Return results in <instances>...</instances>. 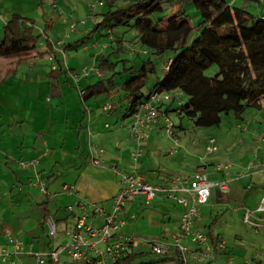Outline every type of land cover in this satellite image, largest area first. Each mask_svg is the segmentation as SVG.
Returning a JSON list of instances; mask_svg holds the SVG:
<instances>
[{
    "label": "rangeland",
    "instance_id": "obj_1",
    "mask_svg": "<svg viewBox=\"0 0 264 264\" xmlns=\"http://www.w3.org/2000/svg\"><path fill=\"white\" fill-rule=\"evenodd\" d=\"M123 4L125 0L117 2L116 6ZM230 4L257 17H264V3L256 0H230ZM164 7L168 14L179 9L178 6L171 5V2L164 3ZM109 10V0H0V44L4 37V26L14 15H18L30 20L28 26L33 28V35L37 38L34 52L42 54L39 58L27 59L17 69L0 75V145H7L5 142L9 139L16 145H34L36 141H41L38 140L40 136L42 142L50 139V145H63L62 135L65 130H62V126L66 127V124L70 125V130L66 131L68 134L65 145L67 149L71 148L69 145H79L81 149L78 154L83 156V159L87 156L85 147L96 141L93 137L89 138L88 128L92 135L96 131L98 134L105 133L112 139L113 145L118 139L126 145L133 141L128 139L127 135L120 134L126 132L131 124V117H125L130 106L128 101L123 102L114 113H108L104 112V107L110 106L111 102L108 103L105 97H101L83 103L80 99V89L85 90L90 84L107 77L114 82L112 91L119 90L123 81L130 78L126 72L127 67L135 66L139 69L143 62L151 59L156 66V73L149 78L142 91L146 96L162 78L174 53L153 55L141 45L140 40L135 37V32L126 33L124 28L107 30L102 22L103 15ZM182 11L188 15L195 28L190 38L192 42L198 36L195 31L202 17L191 4L186 5ZM32 54L23 53L20 57L28 58ZM104 60L112 65V71L107 68L99 69ZM61 65L63 71L60 70ZM87 71L90 76L84 77ZM96 71H100L102 76L97 75ZM205 73L214 77L219 70L217 66H213ZM176 99L175 96V100L168 103L172 110L168 115L175 126L176 136H171L164 128H153L149 131L151 145L160 146H157L158 149L150 147L147 153L154 158H160V161L156 160V165H162V170L159 169L161 172L171 165V170L177 175H186L193 173L198 166L210 163L212 156H207L206 145L211 138L215 139L220 148L216 156H223L225 162L238 160L236 151L240 149V145H248L245 138H250V133L244 132V128L239 125L245 127L249 120L252 121L260 115L258 109L248 108L242 120L230 113L223 115L221 126L198 128L191 120L176 112L180 108ZM71 132L74 134H70ZM79 134L81 136L78 138ZM3 136L5 138L2 139ZM149 181L151 184H157L151 177ZM41 189L44 191L46 188ZM143 203L145 208L134 214L137 223L144 222L141 228L136 226V222H129L127 228L132 231L135 228L136 233L128 236L135 237L138 242H142L144 236L150 232L146 220L147 215L151 216L154 209V204H147L145 201ZM167 206L171 207L169 204ZM76 214L79 216V213ZM152 227L155 228V225ZM236 230L244 234L245 241L242 246L246 248V252L238 256L256 264L254 259L257 251L264 252L263 232H255L250 226H241L239 219L228 227L230 234ZM43 235L49 241V235ZM67 241L65 236L59 238V251ZM145 253L147 254L142 255V261L161 259L148 251ZM35 255L36 253H33L35 264H50L47 256ZM60 259L68 261V264H85L72 261L66 252L61 253Z\"/></svg>",
    "mask_w": 264,
    "mask_h": 264
},
{
    "label": "crops",
    "instance_id": "obj_2",
    "mask_svg": "<svg viewBox=\"0 0 264 264\" xmlns=\"http://www.w3.org/2000/svg\"><path fill=\"white\" fill-rule=\"evenodd\" d=\"M32 53L28 58L20 57L22 54L1 58L0 75L17 69L27 59L39 58L34 57L35 53ZM60 70L63 71L62 65ZM164 74H166L165 70ZM84 91L80 89V95ZM173 95L174 99L170 102H173L176 96L179 107L187 101V97L181 91H175ZM168 103H164L162 107L164 113L170 109ZM258 110L261 112L260 115L252 121L249 120V124L245 127L239 125L240 128H244V132L250 133V138H245V143L248 145H240V149L236 151L238 160L225 162L223 156H216L220 152L217 144L219 150L207 155L212 156L211 162L198 166L191 173L201 172L207 175L210 181L229 183L227 194L221 193L218 188L212 189L211 197L208 203L201 207L194 226L195 230L208 235L209 245L213 250V258L210 259L209 264H252L248 259L238 256L246 252V248L242 246L245 241L244 234L239 230L230 234L228 227L238 219L241 226H249L244 222L245 211L247 209L257 211L264 199V104L262 109ZM179 112L180 110L177 113ZM75 125L76 123L74 127ZM69 126L68 124L66 127L62 126V130H65L62 135L63 145H50V139L42 142L41 136L38 138L41 141L39 143L36 141L34 145H16L14 141L10 142V139L5 142L7 145H0V252L6 250L9 254L7 262L0 260V264H10L12 261L17 264H35L33 253H36L35 256H46L58 249L57 241L60 237H66V232L75 226L74 216H78L76 213L79 215L83 213L82 203L85 200L87 204L96 205L107 211L111 210L113 198L120 189L121 175L111 169H102L91 164L93 145L97 146L98 156L108 166L118 167L120 173L134 170L131 160V153L136 147L134 141L126 145L118 139L113 145L112 139L108 138L105 133L98 134L96 131L93 136L88 128L89 138L93 137L96 141L85 147L87 156L83 159V156L78 154L81 149L79 145H69L71 148L68 149L65 145L68 134L66 131L70 130ZM153 128H163V120ZM128 130L129 128L126 132H121V136L127 135L130 139ZM79 136L81 134L78 138ZM150 139L151 137L143 144L145 152L137 165L138 173L150 184L149 177L156 181L157 184L152 183L154 186H167L171 179L178 175L171 170V165L167 166L164 172L160 171L162 165H156V160L160 161V158H154L149 152L147 153L150 147L158 149L160 145H151ZM30 162L36 164L29 165ZM225 164L232 166L229 170H219L218 167ZM41 187L46 189L43 191ZM144 201L147 204H154L152 215H147L148 220L143 218L150 227V232L144 236V240L163 242L171 240L172 235L180 231L184 208L171 199H167L164 194H159L153 201H147L144 196L131 200L123 214L125 225L120 231L121 235L128 236L136 233L135 228L133 231L130 228L127 230L129 222H136V226L141 228L144 222L137 223L134 214L145 208ZM259 216L264 217V212L259 213ZM48 217L53 218L58 224L56 239H53L48 232L49 227L46 222ZM90 222L96 227H101L105 220L103 217L92 215ZM153 225L155 228L152 227ZM253 230L262 231L264 234V229L253 228ZM43 233L49 235V241L43 237ZM9 236L14 241L22 243L21 250L16 249ZM185 244L194 248L189 242ZM136 251L142 253L148 249L139 247ZM257 252L254 261L256 264H264V252L260 250ZM172 253L179 254L174 248L171 249L170 254ZM62 262L68 264V261L63 260ZM168 264L177 263L169 262ZM189 264L196 263L191 261Z\"/></svg>",
    "mask_w": 264,
    "mask_h": 264
},
{
    "label": "trees",
    "instance_id": "obj_3",
    "mask_svg": "<svg viewBox=\"0 0 264 264\" xmlns=\"http://www.w3.org/2000/svg\"><path fill=\"white\" fill-rule=\"evenodd\" d=\"M119 1L123 0H109L110 10L103 15L105 28H124L126 33L133 31L151 54L162 56L173 52L174 57L169 59L166 74L150 94L145 96L142 91L149 78L156 73L151 59L143 62L139 69L127 67L130 78L123 81L119 90L112 91L114 82L107 77L89 85L80 95L83 103L105 97L111 102L110 113H114L123 102L128 101L130 106L125 117H132L152 93L181 91L187 101L176 112L180 110L179 114L198 128L221 126L223 115L233 113L242 119L248 108L262 109L264 17L235 8L230 0H125V4L117 7ZM170 2L179 9L168 14L164 3ZM188 4L194 5L202 17L195 31L198 36L192 42L190 38L195 28L182 11ZM29 21L14 15L6 23L0 44V59L34 52L37 38L33 35V28L28 26ZM34 53V57L42 55L38 51ZM213 66L218 67L219 73L209 77L205 72ZM99 67L113 70L106 60ZM170 112L167 109L166 116ZM144 254L147 253L135 251L115 264H182L180 255L176 253L150 262L142 261Z\"/></svg>",
    "mask_w": 264,
    "mask_h": 264
},
{
    "label": "built area",
    "instance_id": "obj_4",
    "mask_svg": "<svg viewBox=\"0 0 264 264\" xmlns=\"http://www.w3.org/2000/svg\"><path fill=\"white\" fill-rule=\"evenodd\" d=\"M264 3V0H260ZM170 64H167L168 70ZM96 74L102 76L100 71ZM89 77L87 71L83 75ZM79 82V79H77ZM83 94V92H81ZM174 99L173 92H154L149 99L141 104L131 117L129 126V137L135 142V149L131 153V160L134 170L131 172L120 173L116 166H108L104 160L98 156L97 146H92L91 164L102 169H111L121 175L120 189L113 198L110 211L93 204L82 203L83 213L75 217V226L66 232L67 242L61 250L56 249L46 255L53 264H64L61 253L66 252L74 262H87L89 264H115L119 260L128 257L139 247H146L150 253L158 256L170 255L171 249H176L181 257L182 264H189L193 261L196 264H209L213 258V250L209 245L208 235L194 230L195 223L199 217L201 207L205 206L212 189L218 188L223 194L229 192L227 181L213 182L208 176L197 172L191 175H178L171 179L167 186H154L148 183L141 174L138 173L137 165L140 158L144 155V145L150 138L149 131L163 120V128L171 136H174L175 126L162 107L164 103ZM112 106H105L104 111H111ZM219 150L215 139L211 138L206 145L207 155ZM30 162L29 165H35ZM231 164L220 165L219 170H229ZM159 194H164L167 199L184 208L181 217L180 231L173 234L169 241H148L138 242L135 237L121 235L120 231L125 225L123 214L127 204L138 196H144L147 201H153ZM264 212V199L257 211L247 209L244 214V222L254 229H264V217L259 213ZM92 215L103 217L105 222L101 227H96L90 222ZM47 225L49 234L53 239L57 238L58 224L48 217ZM17 250L22 249V243L16 242L9 236ZM189 242L194 248L185 243ZM37 255L36 257H38ZM9 254L6 250L0 252V260L7 262ZM10 264H17L12 261Z\"/></svg>",
    "mask_w": 264,
    "mask_h": 264
}]
</instances>
